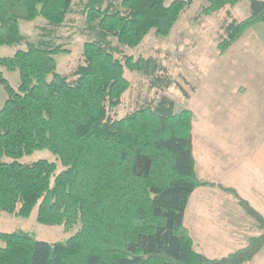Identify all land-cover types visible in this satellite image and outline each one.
Returning a JSON list of instances; mask_svg holds the SVG:
<instances>
[{
	"label": "trees",
	"instance_id": "obj_1",
	"mask_svg": "<svg viewBox=\"0 0 264 264\" xmlns=\"http://www.w3.org/2000/svg\"><path fill=\"white\" fill-rule=\"evenodd\" d=\"M195 19L242 1L249 16L221 25L216 45L223 56L250 28L264 23V0H204ZM194 0H0V46L24 45L0 67L17 72L10 86L0 71L6 100L0 109V213L76 233L53 244L21 232H0V264H246L264 246V218L231 188L197 178L192 147L193 114L175 112L164 93L188 94L156 58H134L153 32L167 38ZM84 17L81 62L68 74L56 71L55 56L70 52L58 43L69 16ZM230 16V15H229ZM43 18L36 41L20 33V21ZM116 41L117 45L113 44ZM264 44V40H263ZM148 80L159 95L124 117L111 112L130 88L125 71ZM179 78L195 87L180 73ZM58 164L21 163L36 150ZM217 187L255 221L259 234L227 256L209 259L194 250L184 225L193 191Z\"/></svg>",
	"mask_w": 264,
	"mask_h": 264
},
{
	"label": "crops",
	"instance_id": "obj_2",
	"mask_svg": "<svg viewBox=\"0 0 264 264\" xmlns=\"http://www.w3.org/2000/svg\"><path fill=\"white\" fill-rule=\"evenodd\" d=\"M226 12L233 18L231 11ZM255 28L220 57L244 64L240 82L229 86L228 95L215 98L208 114L195 115L191 110L192 147L199 180L234 189L264 218V44L254 40ZM197 92L195 88L193 99ZM184 225L194 250L209 259L242 249L259 234L255 221L232 196L209 186L191 194ZM246 264H264V246Z\"/></svg>",
	"mask_w": 264,
	"mask_h": 264
},
{
	"label": "rangeland",
	"instance_id": "obj_3",
	"mask_svg": "<svg viewBox=\"0 0 264 264\" xmlns=\"http://www.w3.org/2000/svg\"><path fill=\"white\" fill-rule=\"evenodd\" d=\"M78 0H75L77 2ZM86 1V0H81ZM118 3L120 0H111ZM174 0H167L171 3ZM207 6L204 0H194L193 4L180 15L179 20L173 27L167 38H158L151 32L142 44L136 49L121 48L124 55H131L134 58L153 57L159 60L174 76L179 84L187 92L188 99L184 98L176 87L169 88L164 95L170 98L175 104V112L193 110L195 115L209 113V105L217 97L228 95L230 85L240 82L241 73L244 71V64L234 63L229 59H221L217 54L216 45L223 36L221 25L231 21L226 11H231L233 18L238 21L249 16V5L246 2L238 3L234 8L228 6L211 16L195 19L202 7ZM46 21L39 17L34 21H20V33L31 41H36L41 28ZM84 27V17L79 14L69 16L66 25L61 29L58 43L65 45L70 50L67 54L56 55V71L60 75H66L72 71L80 62L83 52V45L89 40L86 34H80ZM253 35L254 40H264V23L256 26ZM243 36V35H242ZM254 44L255 42L252 41ZM117 45L116 41H113ZM260 46L255 47L259 56ZM259 47V48H257ZM24 49V45L0 46V57H12L17 50ZM246 65V63H245ZM237 66V68H234ZM4 78L10 86L16 88L19 83L17 72H7L0 67ZM178 73L182 74L196 89L197 95L193 99L189 86L183 83ZM125 78L130 88L122 97L121 105L111 112L115 118H122L135 110L144 100L155 98L159 93L149 86L146 78L135 73L125 71ZM6 92L0 84V109L6 100ZM192 97V98H191ZM191 98V99H190ZM39 160L54 162L58 164L57 172L62 170L57 157L50 151L36 150L29 156L20 159L21 163L29 164ZM78 227L65 232L60 226H44L36 221V211L30 217H15L7 213H0V232L11 233L13 231L25 232L33 236L37 241L53 244L64 241L72 236Z\"/></svg>",
	"mask_w": 264,
	"mask_h": 264
}]
</instances>
